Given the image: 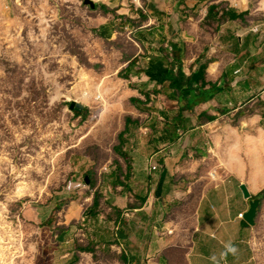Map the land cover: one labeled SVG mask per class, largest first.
<instances>
[{
  "label": "rangeland",
  "instance_id": "obj_1",
  "mask_svg": "<svg viewBox=\"0 0 264 264\" xmlns=\"http://www.w3.org/2000/svg\"><path fill=\"white\" fill-rule=\"evenodd\" d=\"M85 1L0 0V264H32L48 249L46 237L59 240L64 229L44 234L28 217L30 210L46 214L53 208V227L74 215L72 206L82 213L63 239L86 247L94 233L112 238L124 212L111 211L108 197L137 196L131 189L135 168L147 173L155 163L159 169L137 179L142 184L135 190L143 199L135 204L155 205L174 192L161 220L187 216L189 184L226 182L224 166L216 161L220 153L207 134L193 139L199 146L205 142L203 149H189L183 126L177 146L155 141L166 125L151 113H175L180 105L168 98L165 78L160 86L150 84L146 72L155 70V54L149 35L141 45L140 32L163 27L164 41L155 46L165 49L173 35L166 19L180 18L187 26L191 17L203 18L212 3L242 12L264 8L263 0H92L95 8ZM134 98L143 103L134 104ZM72 102L84 110L71 109ZM168 158L175 159L174 167ZM166 172L174 185L165 191ZM261 200L253 243L264 264Z\"/></svg>",
  "mask_w": 264,
  "mask_h": 264
},
{
  "label": "crops",
  "instance_id": "obj_2",
  "mask_svg": "<svg viewBox=\"0 0 264 264\" xmlns=\"http://www.w3.org/2000/svg\"><path fill=\"white\" fill-rule=\"evenodd\" d=\"M220 5L212 3L203 18L191 17L187 26L181 25L180 18L166 19L167 30L173 35L168 37L165 49L155 46L157 40L164 41L159 36L163 27L150 26L147 32L141 31L139 42L144 45V39L151 37L150 52L155 54L151 65L155 70L146 72L150 84L164 83L163 78L172 67L183 66L189 76L206 68L205 78L194 85L201 89L199 93L211 92L208 97L202 95L197 104L183 107L178 94L171 90L168 98L177 101L179 111L151 113L154 117L162 116L166 125L163 138L155 141L164 142L167 147L177 146L183 135L179 129L176 137L171 129L183 126L187 129L189 149H203L206 143L202 141L199 146L193 139L207 134L220 153L216 161L224 166L226 182L208 186L202 179L189 184V193H185L189 201L185 206L187 216L161 220L160 213L165 215V209L170 207L166 201H173L174 192L167 195V200L158 198L155 205H150V200L135 204L143 199L135 190V186L138 189L142 184L137 179L159 171H153L155 163L149 164L147 173L135 168L131 189L137 196L108 197L111 211L116 208L119 215L124 212L117 233L108 239L94 233L87 239L86 247L67 236L61 242V237L70 233L71 225L77 224L81 210L71 206L74 215H67V220L53 227H50L53 208L46 214L30 210L28 217L34 219L44 234L57 227L64 229L56 242L46 237L48 249L36 255L32 264H259L253 243L254 226L244 219L251 201L245 199L240 187L245 185L251 200L259 199L261 205L262 198L258 195L264 190V8L239 12L230 8L225 11ZM166 9L174 13L173 8ZM145 159L144 163H149L151 158ZM167 164L175 165V159L168 158ZM162 177L165 191L169 190L174 185L173 178L169 172Z\"/></svg>",
  "mask_w": 264,
  "mask_h": 264
},
{
  "label": "trees",
  "instance_id": "obj_3",
  "mask_svg": "<svg viewBox=\"0 0 264 264\" xmlns=\"http://www.w3.org/2000/svg\"><path fill=\"white\" fill-rule=\"evenodd\" d=\"M132 62H130V66ZM205 69L202 68L198 73H195L193 76L187 75V73L184 71L183 66H180L178 69L175 67H172L168 70L165 81L169 82V88L173 91H175L176 94H178V100L182 104L183 107H192L193 105L197 104L199 100H201V96L208 97L207 94H211V92L203 90L201 93H199V87H195L194 82L200 81L202 78H205ZM174 93V94H175ZM132 102L134 104H142L143 102L140 99L134 98L132 99ZM185 104V105H184ZM187 104V105H186ZM129 122V120H128ZM181 126H178L175 133L176 137L179 136V129ZM261 198L264 197V190L261 192L260 196ZM94 205L97 206L98 202L95 200Z\"/></svg>",
  "mask_w": 264,
  "mask_h": 264
},
{
  "label": "water",
  "instance_id": "obj_4",
  "mask_svg": "<svg viewBox=\"0 0 264 264\" xmlns=\"http://www.w3.org/2000/svg\"><path fill=\"white\" fill-rule=\"evenodd\" d=\"M85 4L89 5L92 8L96 7V5L94 4V2L92 0H86ZM70 108L82 111V110H84L85 107L82 104H77L75 102H72ZM86 181H87L88 184L90 183L88 178L86 179ZM241 190H242V192L244 194L245 199L251 201L250 202V209L245 214L244 219L249 225L254 226L256 224V218H257L258 211H259L260 200L259 199L251 200L252 196H251L248 188L245 185L241 186ZM63 238H64V236L61 237V242L63 241Z\"/></svg>",
  "mask_w": 264,
  "mask_h": 264
},
{
  "label": "built area",
  "instance_id": "obj_5",
  "mask_svg": "<svg viewBox=\"0 0 264 264\" xmlns=\"http://www.w3.org/2000/svg\"><path fill=\"white\" fill-rule=\"evenodd\" d=\"M263 5H264V0H263ZM153 171H157L158 170V166H153ZM241 218H243V215H240Z\"/></svg>",
  "mask_w": 264,
  "mask_h": 264
},
{
  "label": "clouds",
  "instance_id": "obj_6",
  "mask_svg": "<svg viewBox=\"0 0 264 264\" xmlns=\"http://www.w3.org/2000/svg\"><path fill=\"white\" fill-rule=\"evenodd\" d=\"M229 250H230V251H235V249H233V248H230Z\"/></svg>",
  "mask_w": 264,
  "mask_h": 264
}]
</instances>
